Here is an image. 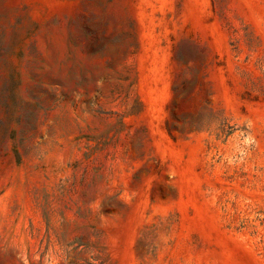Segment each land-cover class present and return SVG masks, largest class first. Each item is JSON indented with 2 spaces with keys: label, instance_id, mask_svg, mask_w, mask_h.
Wrapping results in <instances>:
<instances>
[{
  "label": "rangeland",
  "instance_id": "rangeland-1",
  "mask_svg": "<svg viewBox=\"0 0 264 264\" xmlns=\"http://www.w3.org/2000/svg\"><path fill=\"white\" fill-rule=\"evenodd\" d=\"M0 264H264V0H0Z\"/></svg>",
  "mask_w": 264,
  "mask_h": 264
}]
</instances>
